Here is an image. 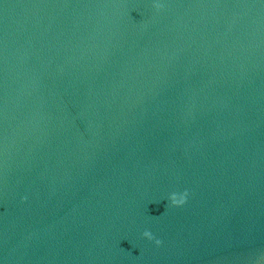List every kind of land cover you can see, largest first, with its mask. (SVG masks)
<instances>
[{
  "label": "water",
  "instance_id": "1",
  "mask_svg": "<svg viewBox=\"0 0 264 264\" xmlns=\"http://www.w3.org/2000/svg\"><path fill=\"white\" fill-rule=\"evenodd\" d=\"M0 264H264V0H0Z\"/></svg>",
  "mask_w": 264,
  "mask_h": 264
},
{
  "label": "clouds",
  "instance_id": "2",
  "mask_svg": "<svg viewBox=\"0 0 264 264\" xmlns=\"http://www.w3.org/2000/svg\"><path fill=\"white\" fill-rule=\"evenodd\" d=\"M157 7H160V5H157ZM187 197H188V193L187 191H185L184 193L180 194V193H173L170 197L171 203L174 206H182L183 204H185L187 202ZM143 235L149 239V240H153L155 239V237L153 236V234L150 231H145L143 233ZM157 245H160L162 243V241L160 240H155Z\"/></svg>",
  "mask_w": 264,
  "mask_h": 264
}]
</instances>
